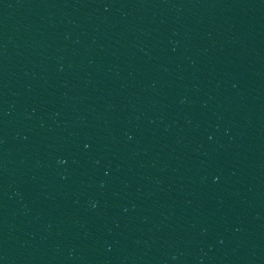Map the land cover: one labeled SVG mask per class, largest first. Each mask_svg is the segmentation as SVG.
Returning a JSON list of instances; mask_svg holds the SVG:
<instances>
[{
  "label": "water",
  "instance_id": "obj_1",
  "mask_svg": "<svg viewBox=\"0 0 264 264\" xmlns=\"http://www.w3.org/2000/svg\"><path fill=\"white\" fill-rule=\"evenodd\" d=\"M0 264H264V0H0Z\"/></svg>",
  "mask_w": 264,
  "mask_h": 264
}]
</instances>
